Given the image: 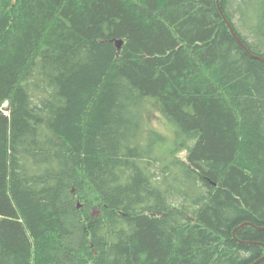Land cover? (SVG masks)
<instances>
[{"label":"trees","instance_id":"1","mask_svg":"<svg viewBox=\"0 0 264 264\" xmlns=\"http://www.w3.org/2000/svg\"><path fill=\"white\" fill-rule=\"evenodd\" d=\"M220 4L264 59V0ZM262 257L264 62L217 0H0V264Z\"/></svg>","mask_w":264,"mask_h":264},{"label":"rangeland","instance_id":"2","mask_svg":"<svg viewBox=\"0 0 264 264\" xmlns=\"http://www.w3.org/2000/svg\"><path fill=\"white\" fill-rule=\"evenodd\" d=\"M255 11H249L248 13L251 14L250 17H248V22L252 23L254 22L253 17H254V13ZM252 21V22H251ZM236 22L238 27L240 28V30L244 33L247 34L249 32L248 29V22L246 20H241L239 18V15L236 16ZM151 116L147 118V120H145L144 125L146 127H150V128H155V129H159L161 131H163L164 133H168L167 137H172L173 134L170 133L171 132V125L170 123L167 121L166 118L161 117V115L158 113L157 110H152L150 111ZM159 130H157L158 132H160ZM174 144L173 139H169L167 138V141L164 143V146L166 147H172Z\"/></svg>","mask_w":264,"mask_h":264},{"label":"water","instance_id":"3","mask_svg":"<svg viewBox=\"0 0 264 264\" xmlns=\"http://www.w3.org/2000/svg\"><path fill=\"white\" fill-rule=\"evenodd\" d=\"M217 4H218V6H219V9H220V11H221V14H222L223 18L225 19V21H226V23L228 24V26H229L231 32L233 33V35L235 36V38L238 40V42L241 44V46H242V47H243V48H244V49L250 54V56H252V57H254V58H257V59H259V60H261V61L264 62V59L261 58L260 56L253 55L252 53H250V51H249L248 47L246 46V44H245V43H244V42L238 37V35L235 33V30H234V27H233L232 23H231L230 20L227 18V16H226L224 10H223L222 7H221L220 0H217ZM116 43H117V45H118V48H121L123 41L118 39V40L116 41ZM234 232H235V231H234ZM260 244H261V243H260ZM263 258H264V257H262V258H260L259 260L255 261V263H257L258 261H260V260L263 259Z\"/></svg>","mask_w":264,"mask_h":264},{"label":"bare ground","instance_id":"4","mask_svg":"<svg viewBox=\"0 0 264 264\" xmlns=\"http://www.w3.org/2000/svg\"><path fill=\"white\" fill-rule=\"evenodd\" d=\"M234 30H235V33L238 35V37L243 41V39L240 37V35L238 34V32L236 31V29L234 28ZM233 34V33H232ZM234 36V35H233ZM235 37V36H234ZM237 40V39H236ZM117 41V40H116ZM238 41V40H237ZM244 42V41H243ZM245 43V42H244ZM240 44V43H239ZM246 44V43H245ZM241 45V44H240ZM246 46L248 47V45L246 44ZM248 49H249V47H248ZM249 51H250V49H249ZM251 53V52H250ZM6 106H8V102H5V104L2 106L3 108H6ZM6 109H3V111H5ZM6 113H8V111L6 110L5 111Z\"/></svg>","mask_w":264,"mask_h":264}]
</instances>
